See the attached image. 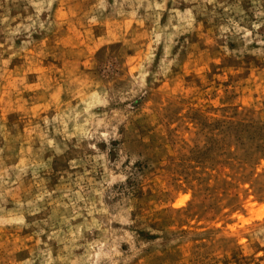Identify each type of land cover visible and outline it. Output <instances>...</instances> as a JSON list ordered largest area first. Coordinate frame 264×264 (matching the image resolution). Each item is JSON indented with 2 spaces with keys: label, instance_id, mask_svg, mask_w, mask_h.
I'll return each instance as SVG.
<instances>
[{
  "label": "rangeland",
  "instance_id": "1",
  "mask_svg": "<svg viewBox=\"0 0 264 264\" xmlns=\"http://www.w3.org/2000/svg\"><path fill=\"white\" fill-rule=\"evenodd\" d=\"M0 264H264V0H0Z\"/></svg>",
  "mask_w": 264,
  "mask_h": 264
}]
</instances>
